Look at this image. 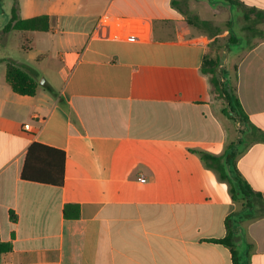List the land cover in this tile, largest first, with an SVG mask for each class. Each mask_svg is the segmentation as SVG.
<instances>
[{
	"label": "crops",
	"instance_id": "0c3cea01",
	"mask_svg": "<svg viewBox=\"0 0 264 264\" xmlns=\"http://www.w3.org/2000/svg\"><path fill=\"white\" fill-rule=\"evenodd\" d=\"M178 1L18 0L22 19L52 26L5 33L14 0H0V238L12 244L0 264H234L217 242L230 218L241 264H264V216H234L242 202L200 157L235 143L264 199V22L245 19L264 0ZM235 24L245 40L223 33ZM229 43L239 49L220 67L246 123L224 115L202 72ZM46 58L61 61L60 82L31 67ZM3 59L37 74L36 95L12 90ZM35 143L65 152L62 186L22 178Z\"/></svg>",
	"mask_w": 264,
	"mask_h": 264
},
{
	"label": "trees",
	"instance_id": "16d2710c",
	"mask_svg": "<svg viewBox=\"0 0 264 264\" xmlns=\"http://www.w3.org/2000/svg\"><path fill=\"white\" fill-rule=\"evenodd\" d=\"M229 2L238 4L234 0H229ZM178 3V0H172L174 7L179 8ZM245 19L249 24L262 23L264 22V11L250 9L245 14ZM188 21L190 24L202 29H213L212 22L201 21L198 17H188ZM51 26V18L47 15L22 19L19 14L18 0H14L11 17L4 27V32L8 33L14 30L47 32ZM249 29L252 30V27ZM254 32L264 39V31L254 30ZM3 61H6V80L12 90L19 95H36L39 87L37 74L28 68L19 66L12 59H3ZM221 63L222 57L220 53H217L215 56L210 54L204 61L202 72L209 76L216 97L226 102L227 106L223 111L224 115L234 121L246 123L248 117L229 80L228 72L220 67ZM236 146L235 143L231 144L222 156L200 153V157L208 168L215 170L219 174L221 180L227 181L230 184L232 200L234 202H242L241 211L235 213L234 216H238L240 221L255 214L264 216V199L261 193L256 192L235 167ZM65 157L64 151L35 143L28 150L22 178L32 182L62 186L64 182ZM65 215L71 216L67 210ZM75 215L77 216L78 214ZM232 222L233 219H228V234L225 238L217 240V242L230 248L234 264H241V255L236 250L234 243L236 228L232 226ZM250 247L251 245H248V249ZM11 250L12 244L3 242L0 238V256Z\"/></svg>",
	"mask_w": 264,
	"mask_h": 264
},
{
	"label": "rangeland",
	"instance_id": "374dc122",
	"mask_svg": "<svg viewBox=\"0 0 264 264\" xmlns=\"http://www.w3.org/2000/svg\"><path fill=\"white\" fill-rule=\"evenodd\" d=\"M2 20L4 21V18L0 17V22H2ZM246 24H249V23L246 22ZM227 32L228 33L230 32L231 35L233 34V36L236 37L239 40H241V39L245 40V37L243 36L244 33H243L241 27L236 25V24L232 27L231 30L226 29V28L223 29V33L224 34H226ZM213 45H214V43H213ZM222 46L223 45H219V46L217 45V47L216 46H214V47L215 48L219 47V49H221L220 50V55L223 58L222 62H224L223 60L225 58L226 59V63L229 64L231 59H232V55L239 49V44L229 43L227 45L228 49H227V51L225 53L222 52ZM20 54L21 55H26V53H24V52H20ZM30 65L37 72H39V74L41 75L42 78L50 80L51 82H52V80H54V82H56V83L61 81V77H60V75H58V72H59V69L61 68L62 64H61V61L58 58H51V59L46 58V59H44V60H42L40 62H38V61L31 62ZM48 71H50L51 74L48 73ZM42 81H43V79L40 80V84H42ZM232 125L234 126L235 123H232ZM3 226H4V224H3Z\"/></svg>",
	"mask_w": 264,
	"mask_h": 264
},
{
	"label": "built area",
	"instance_id": "2783aa9c",
	"mask_svg": "<svg viewBox=\"0 0 264 264\" xmlns=\"http://www.w3.org/2000/svg\"><path fill=\"white\" fill-rule=\"evenodd\" d=\"M26 128H29V125H26Z\"/></svg>",
	"mask_w": 264,
	"mask_h": 264
}]
</instances>
